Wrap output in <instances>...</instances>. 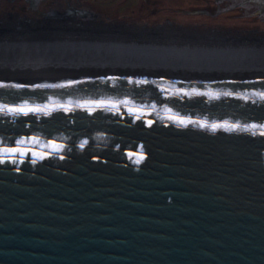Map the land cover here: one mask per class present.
<instances>
[{"label": "water", "instance_id": "95a60500", "mask_svg": "<svg viewBox=\"0 0 264 264\" xmlns=\"http://www.w3.org/2000/svg\"><path fill=\"white\" fill-rule=\"evenodd\" d=\"M144 1L264 20V0ZM76 3L0 0V23ZM103 28L3 48L0 264H264V35Z\"/></svg>", "mask_w": 264, "mask_h": 264}, {"label": "rangeland", "instance_id": "374dc122", "mask_svg": "<svg viewBox=\"0 0 264 264\" xmlns=\"http://www.w3.org/2000/svg\"><path fill=\"white\" fill-rule=\"evenodd\" d=\"M74 6H79L94 17L82 19L89 24L95 23L99 27H135L157 28L172 25L174 28H183L194 31H212L238 33V36H247L253 33L264 35V20L240 19L227 16L156 7L144 0H77ZM73 6V7H74ZM89 15V14H88ZM80 17L63 20V24L48 26L62 29L81 28ZM39 20L20 21L33 25ZM92 22V23H91ZM39 23V22H38ZM170 23V24H168ZM39 25V24H38Z\"/></svg>", "mask_w": 264, "mask_h": 264}, {"label": "flooded vegetation", "instance_id": "af4514ba", "mask_svg": "<svg viewBox=\"0 0 264 264\" xmlns=\"http://www.w3.org/2000/svg\"><path fill=\"white\" fill-rule=\"evenodd\" d=\"M78 7L79 6L72 7L64 16L51 18V19H41L39 21H36L35 24H33L32 26H29V27L27 25H23L24 23H21L23 26L19 27V26H17L18 22H10V23H0V29L6 30V29L14 28L16 30L20 29V30H18L19 32H21V31H24V32L34 31V32H39V33H56V34L62 35V34H64V32L61 30V28H59V27L57 28L54 26H48V25L63 24V20L65 21V19H69V18L73 19V18L80 17L81 20H79L78 22H80L81 24L78 26H80L81 28H76L74 30V33L75 32L76 33H82V32H88V31H99L100 32L103 29H105V33H111L112 29L99 27V26H97L98 24H95L92 22H91L92 24H89L88 22L83 21L82 19H90V21H91V18H93L94 16L90 15V13H87L83 10H80L79 9L80 7L79 8ZM15 24H17V25L15 26ZM168 24H170V23H168ZM39 28H42V29H39ZM136 29H138V28H136ZM157 30L162 31L163 33H175V32H177V31H175L176 28H174L172 25H168L166 27H158ZM122 32H125V31H122ZM186 32H188V31L187 30L183 31V33H186ZM190 32H193V31H190ZM68 33H72V32L69 31ZM198 33L199 34H209V35L212 34V35H214L212 31H206V30L205 31H199ZM217 34H220V32ZM222 34L227 35V36H238L237 35L238 33L234 34V33L227 32V34L226 33H222ZM256 36H259V35H256Z\"/></svg>", "mask_w": 264, "mask_h": 264}, {"label": "bare ground", "instance_id": "6f19581e", "mask_svg": "<svg viewBox=\"0 0 264 264\" xmlns=\"http://www.w3.org/2000/svg\"><path fill=\"white\" fill-rule=\"evenodd\" d=\"M7 30H10V31H7ZM2 31H5L4 29H0V33L2 32ZM6 31L8 32V33H5V35H0V55H2L3 54V52H5L4 50H3V48L5 47V45H6V43L8 44V43H10V44H12L13 42H14V39H15V33L17 32V30L16 29H14V28H11V29H6ZM23 32V33H22ZM22 32H20L22 35H20L19 36V38H22V36H26V37H32V38H35V39H54V38H60V36L59 35H61V34H56V33H39V32H34V31H31V32H24V31H22ZM157 32L158 33H160V34H162L163 35V37H164V39H170V40H172V41H186L187 39H189V38H187V37H184V35H182V36H180L179 34H177V33H163L162 31H160V30H157ZM86 33H96V31H88V32H82V33H72V35L73 34H76V37H83V36H85V34ZM23 34H25V35H23ZM69 34H71V33H69ZM81 34V35H80ZM180 34H182V33H180ZM72 35H70V36H72ZM202 35H206V34H200V36L201 37H203ZM140 36V35H139ZM75 37V36H74ZM106 37V36H105ZM232 37H236V36H232ZM255 36L254 35H252V37L251 38H254ZM238 38V37H237ZM246 38H250V36H246ZM161 38H159V40H160ZM107 40V39H106ZM212 41H214V40H212ZM227 40H220V41H218V43H222V42H226ZM38 68H41V67H38ZM46 67H44V68H41V70L42 69H45ZM206 68H211V67H206ZM10 74V72H6V71H4V70H2V69H0V76L2 77L3 75L6 77L7 75H9ZM198 74L199 75H214V73H212V72H205V71H202V70H199L198 71ZM226 74H228L229 76H231V77H235V78H240V76L242 77V78H245V76L246 77H248V76H250V73H246V72H242V70L240 71V72H238V70H235L234 72H225L224 73V75H226ZM232 75H236V76H232Z\"/></svg>", "mask_w": 264, "mask_h": 264}, {"label": "snow or ice", "instance_id": "6c2138e0", "mask_svg": "<svg viewBox=\"0 0 264 264\" xmlns=\"http://www.w3.org/2000/svg\"><path fill=\"white\" fill-rule=\"evenodd\" d=\"M254 95L258 96L261 100H264V92H257V93H254ZM7 111H8V112H24L25 110L22 109V108H20V109H16V108H8ZM29 111H39V109H29ZM25 114H26V113H25ZM149 123H151V122H149ZM180 123H184V121H180ZM201 127H208V125H207V124H202ZM219 127H223V126H222V125H216V124L211 125V128H212L213 130H216V129L219 128ZM228 127H230V128H232L233 130H235V129H238V128L240 127V125H239V124H237V125H230V126H228ZM251 127H252V128H256L257 125L253 124V125H251ZM260 135L264 136V132H261ZM143 159H144V157L141 155V156L137 159L136 163H139V162H140L141 160H143Z\"/></svg>", "mask_w": 264, "mask_h": 264}]
</instances>
